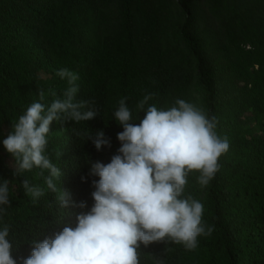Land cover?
Wrapping results in <instances>:
<instances>
[{
    "label": "trees",
    "instance_id": "16d2710c",
    "mask_svg": "<svg viewBox=\"0 0 264 264\" xmlns=\"http://www.w3.org/2000/svg\"><path fill=\"white\" fill-rule=\"evenodd\" d=\"M62 68L79 76L76 100L94 102L98 112L51 125L46 154L62 172L57 188L70 193L66 208L47 189V171L13 174L2 143L40 89L46 106L54 99L49 90L62 96ZM149 93V104L169 108L179 98L214 116L229 149L206 186L193 173L184 193L202 203L211 234L194 250L142 245L140 264H264V0H0V182L10 181L0 229L9 226L17 264L34 240L75 227L77 214L91 209L99 178L89 175L88 160L111 161L123 131L113 115L118 101L127 97L139 123L144 113L136 105ZM98 130L111 147L98 151L77 135ZM23 179L45 195L34 201Z\"/></svg>",
    "mask_w": 264,
    "mask_h": 264
},
{
    "label": "clouds",
    "instance_id": "9594fccd",
    "mask_svg": "<svg viewBox=\"0 0 264 264\" xmlns=\"http://www.w3.org/2000/svg\"><path fill=\"white\" fill-rule=\"evenodd\" d=\"M56 75L68 83L62 96L49 90L54 99L46 106L40 102L46 96L40 89L39 100L18 117L2 143L12 157L13 174L38 168L44 176L47 171V189L57 192L58 202L66 208L70 193L57 188L55 180L62 172L46 154L51 125L89 121L98 112L94 102L76 100L78 74L62 68ZM153 95L146 94L137 103V110L144 113L139 123L133 121L127 97L118 101L113 115L123 131L117 133L121 144L117 154L107 164L88 160L89 175L99 178L92 181L91 209L77 214L75 227L66 225L42 241L34 240L31 254L22 258V264H140L142 245L171 242L194 250L200 236L211 234L213 227L203 220L202 203L184 193L191 174L198 173L201 186L214 178L229 142L218 135L216 118L193 103L178 98L173 106L162 108L149 104ZM77 135L91 140L98 151L111 147L103 130ZM9 183L6 179L0 182V218L5 213L3 206L10 205ZM21 184L34 201L45 195L43 188L31 185L28 179ZM78 206L83 209L86 203ZM8 237L5 224L0 229V264H17Z\"/></svg>",
    "mask_w": 264,
    "mask_h": 264
},
{
    "label": "rangeland",
    "instance_id": "374dc122",
    "mask_svg": "<svg viewBox=\"0 0 264 264\" xmlns=\"http://www.w3.org/2000/svg\"><path fill=\"white\" fill-rule=\"evenodd\" d=\"M8 162H10V161H8Z\"/></svg>",
    "mask_w": 264,
    "mask_h": 264
}]
</instances>
